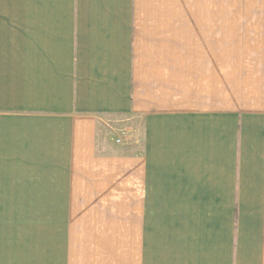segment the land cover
Returning a JSON list of instances; mask_svg holds the SVG:
<instances>
[{
    "label": "crops",
    "instance_id": "1",
    "mask_svg": "<svg viewBox=\"0 0 264 264\" xmlns=\"http://www.w3.org/2000/svg\"><path fill=\"white\" fill-rule=\"evenodd\" d=\"M188 9L0 0V264H264V26L256 102Z\"/></svg>",
    "mask_w": 264,
    "mask_h": 264
},
{
    "label": "rangeland",
    "instance_id": "2",
    "mask_svg": "<svg viewBox=\"0 0 264 264\" xmlns=\"http://www.w3.org/2000/svg\"><path fill=\"white\" fill-rule=\"evenodd\" d=\"M212 1L219 2L221 9L202 10L199 8L202 4ZM247 1L188 0L189 50L198 52L219 50L221 82L228 75L235 78L237 98L238 94L243 97L241 95L244 93L243 86L247 83V89L254 88L257 91L253 99L258 102L264 11L225 9L226 6H233L230 5L231 2L244 4ZM263 201L262 196V203ZM241 206V209H251L243 204Z\"/></svg>",
    "mask_w": 264,
    "mask_h": 264
},
{
    "label": "built area",
    "instance_id": "3",
    "mask_svg": "<svg viewBox=\"0 0 264 264\" xmlns=\"http://www.w3.org/2000/svg\"><path fill=\"white\" fill-rule=\"evenodd\" d=\"M129 139V134L127 133V132H121L118 136H117V138H116V142L117 143H124V142H126L127 140Z\"/></svg>",
    "mask_w": 264,
    "mask_h": 264
}]
</instances>
